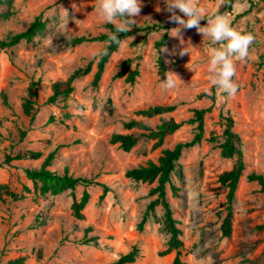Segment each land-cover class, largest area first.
I'll return each instance as SVG.
<instances>
[{"label":"rangeland","instance_id":"rangeland-1","mask_svg":"<svg viewBox=\"0 0 264 264\" xmlns=\"http://www.w3.org/2000/svg\"><path fill=\"white\" fill-rule=\"evenodd\" d=\"M142 2L137 25L158 26L127 37L97 77L101 55L93 54L106 42L77 41L110 32L97 13V0H0V40L26 31L38 17L45 22L29 40L0 47V264H14L19 258L25 264H113L134 247L140 252L130 264H173L175 250L162 255L170 238L165 208L161 201L149 207L158 198L151 194L158 182L136 181L126 172L157 160L165 148L190 141L197 132L191 121L194 110L209 107L202 141L183 150L172 173L176 193L166 186L182 230L181 257L187 264H264V228H256L264 225V189L248 179L252 172L264 176V0H199L205 16L224 15L234 28L255 37L249 58L235 61L234 96L210 83L211 46L195 28L182 30L183 39L191 42L186 44L190 55H179L180 40L169 34L167 43L156 47L166 30L160 25L169 31L176 24L169 20L164 0ZM160 55L165 73L174 72L173 89L161 86L166 76ZM127 59L129 69L120 76ZM59 80H70L74 90L66 99L49 102L52 84ZM32 83L38 88L35 97L29 94ZM27 98L32 100L29 114ZM157 104L175 108L151 118L139 113ZM228 116L241 139L245 170L233 205L232 232L225 236L228 190L219 176L237 162L236 156L221 155ZM170 118L181 126L162 145L148 128L124 125L138 120L155 129ZM119 133L134 135L136 144L125 150L113 143ZM53 151L52 171H68L95 183L58 195L43 193L25 168L41 166ZM29 152L41 156L15 159ZM84 190L89 201L79 219L72 204Z\"/></svg>","mask_w":264,"mask_h":264},{"label":"trees","instance_id":"trees-1","mask_svg":"<svg viewBox=\"0 0 264 264\" xmlns=\"http://www.w3.org/2000/svg\"><path fill=\"white\" fill-rule=\"evenodd\" d=\"M229 3H234V0H227ZM229 10H232L231 4L229 5ZM158 25L152 24L150 25H137L133 26L132 30L128 33H121L120 38L123 39L125 37H129L132 35H136L138 33H148L149 31L155 29ZM45 27V22L42 21L39 17L35 19L29 26L26 31L16 33L15 35L7 40H0V47H7L19 44L22 40H29L31 34L36 29H42ZM107 27L110 29V32L114 31L113 26L111 24H107ZM161 28L166 29L163 36L156 41V47L160 49L163 45L167 43L168 40V26L160 25ZM109 32V33H110ZM108 33H102L97 36L91 37H81L77 38V41H108ZM106 44L101 49L100 52H104L105 54L101 55L99 61V71L97 72V77L100 76L105 63L109 59L111 53L115 51L118 47L113 44L111 47L106 48ZM130 60L127 59L122 63V69L119 72V75H123L129 69ZM158 63L160 65V69L162 74L165 76V65L163 62V58L160 55L158 57ZM129 78L131 81L135 79V71L129 73ZM37 84L32 83L29 88V94L32 97L37 96L38 88ZM74 88L70 80L66 81H56L52 84V94L50 95L48 101L56 102L58 99H66L73 92ZM32 107V100L30 98L26 99L25 102V110L29 114L31 113L30 109ZM175 108L174 104H165V105H150L149 107L142 109L139 111L141 115L144 117H154L157 115H162L167 112L173 111ZM211 107L202 108L194 110V116L191 119L193 123H196L197 132L194 137L190 141L179 142L173 148H165L162 150L161 155L157 158V160H148L145 164H140L134 166L127 170V176L135 179L136 181H143L152 183L157 181L158 184L151 189V194H157L158 198L152 201L149 204L150 208H154L155 205L161 201L162 205L165 208V223L167 232L170 234V238L167 243V248L162 252V255L170 253L171 251H176V256L174 258L173 264H187L181 257V248L183 247L182 230L179 227V222L175 219L172 208L169 200L167 199V190L166 186L169 184L173 189L174 193L177 191V187L172 183V173L176 170V166L178 160L180 159L182 152L185 148L192 147L198 143H200L204 137L205 132V115L210 112ZM225 119V130L224 136L225 140L220 144L221 147V155L225 158H232L234 156L237 157V162L233 166L232 169L226 170L222 172L219 176V182L221 186L227 188L226 195V209L227 215L224 218L222 223V231L225 236L231 235L232 232V218H233V205L236 198V193L239 185L240 177L245 170L244 164V155L241 149V139L240 136L234 131V120L232 117L228 116ZM125 127L133 128V127H143L148 128L150 130V136L157 139V145H162L169 135L173 134L180 126L181 123L177 122L175 119H163L160 124L157 125L155 129H150V126L138 120H130L124 122ZM137 138L132 134H115L112 137L113 143H120V145L125 150H130L136 144ZM56 152H51L46 159L43 161L41 166L39 167H26L25 172L29 179H31L34 183L40 184V190L43 193L51 192L52 194L58 195L66 190H75L77 186L84 185L89 186L94 184V180L84 177V176H74L70 174L68 171H65L63 174H59L55 171H52L49 166L52 163V160L55 157ZM33 156L38 158L41 156L40 152H29V154L21 155L18 154L15 159H21L23 156ZM248 179L251 181H257L262 188L264 189V176L262 174L252 172L248 175ZM89 192L84 190L83 195H81L80 200L74 199L72 204L73 214L76 218L83 219L84 214L83 210L89 201ZM105 196V192L102 194ZM101 196V197H103ZM257 229L264 228V225L257 226ZM89 231V230H87ZM86 231V234H87ZM140 250L137 247H134L128 253H125L119 257L113 264H130L136 262L139 256ZM14 264H25L23 258L16 259Z\"/></svg>","mask_w":264,"mask_h":264},{"label":"clouds","instance_id":"clouds-1","mask_svg":"<svg viewBox=\"0 0 264 264\" xmlns=\"http://www.w3.org/2000/svg\"><path fill=\"white\" fill-rule=\"evenodd\" d=\"M164 3L165 10L170 13L169 20L176 24V27L169 29L168 34L180 40L182 47L179 55H190L186 46L190 41L186 42L183 39L182 30L195 28L202 35V39L207 38L211 46L207 69L210 74V83L222 89L228 96H234L238 89V85L233 80L236 72L235 61H246L249 58V48L255 40L254 35L234 28L230 20L219 13L205 16L199 0H164ZM142 6V0H97L98 15L114 29L107 34L106 48L113 44L119 48L125 43L127 37L121 39L120 34L128 33L134 25L137 26L136 17L140 16ZM202 19L207 21L204 26L200 23ZM67 24L68 20L65 28ZM103 54L105 53L100 52L93 55ZM170 73L174 72L165 73L166 79L161 80L164 90L177 86L176 79Z\"/></svg>","mask_w":264,"mask_h":264}]
</instances>
